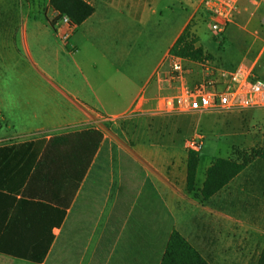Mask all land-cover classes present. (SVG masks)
Here are the masks:
<instances>
[{
  "label": "crops",
  "instance_id": "1",
  "mask_svg": "<svg viewBox=\"0 0 264 264\" xmlns=\"http://www.w3.org/2000/svg\"><path fill=\"white\" fill-rule=\"evenodd\" d=\"M16 2L22 6L25 0ZM142 4L100 0L93 5L95 13L78 26L71 45L79 48L76 35L99 18L116 14L141 24ZM12 18L0 16V35ZM187 24L141 84L131 79L126 83L125 75L114 82L109 75L102 82L94 63L92 79L84 75L77 88L51 81L62 96L54 112L39 114L41 104L25 100V124L16 125L0 109V141L6 142L0 144V168L11 166L4 183L16 198L15 203L0 204V241L6 234L11 246H49L41 264H160L169 235L177 231L210 264L236 262L238 250L252 258L258 234L252 220L253 197L220 191L208 200L200 194L202 203L195 200L187 190L189 153L176 144L177 129L183 126L179 115L157 112V96L169 87L158 82L157 72L165 68V59ZM24 43L31 55L26 33ZM116 73L123 74L119 69ZM110 122L117 123L114 129ZM94 133L102 136L101 142ZM42 141L44 145L26 146ZM201 162L200 156L197 188L204 185L213 164L201 172ZM36 169L38 187L31 190L28 183ZM22 200L25 206L18 208ZM32 202L65 210L61 225L51 227L50 210ZM0 260L37 264L4 254Z\"/></svg>",
  "mask_w": 264,
  "mask_h": 264
},
{
  "label": "rangeland",
  "instance_id": "2",
  "mask_svg": "<svg viewBox=\"0 0 264 264\" xmlns=\"http://www.w3.org/2000/svg\"><path fill=\"white\" fill-rule=\"evenodd\" d=\"M16 1L0 0V16H13L10 23L1 27L4 34L0 35V109L16 125L25 124V100L41 104L39 114L54 112L62 96L51 83L67 89L77 88L84 75L92 79L94 63L101 70L102 82L109 75L113 82L122 80L125 75L126 83L131 79L141 84L191 19L197 46L220 66L229 68L241 62H253L262 49L259 37L264 30V6L257 7L251 0L241 1L234 22L220 37L210 30L201 11H196L198 0H142L141 24L133 25L126 16L116 14L105 20L96 19L91 27L83 26L82 32L76 35L75 41L80 43L77 49L71 41L78 27L67 41L62 40L60 32L63 30L60 29L65 28L62 16L50 7L48 0H25L22 6ZM86 1L93 6L100 0ZM46 18L54 24L53 29ZM25 33L31 55L25 52ZM187 61L185 79L190 85H196L200 82V69L192 62L202 61ZM117 69L123 74L118 76ZM171 92L169 87L165 89V93ZM176 118H180L183 125L177 129L178 146H185L186 141L197 133L204 137V148L199 153L201 172L218 160L241 163L245 154L264 148V110L195 113ZM115 124L110 122L109 128L114 129ZM2 127L6 129L5 124ZM4 143L0 141V144ZM230 183L221 191L253 197L252 220L258 227V234L252 247V258L245 255V250H238L236 262L226 264H258L264 244V161L255 160L232 185ZM202 187L197 188L196 184L195 192L191 194L195 200H202L201 203ZM2 263L6 264V261Z\"/></svg>",
  "mask_w": 264,
  "mask_h": 264
},
{
  "label": "built area",
  "instance_id": "3",
  "mask_svg": "<svg viewBox=\"0 0 264 264\" xmlns=\"http://www.w3.org/2000/svg\"><path fill=\"white\" fill-rule=\"evenodd\" d=\"M241 1L198 0L196 11H201L210 30L220 37L234 22ZM251 3L257 7L264 6V0H251ZM61 21L65 28L60 29L63 30L61 32L59 30L60 36L67 41L77 27L71 25L67 16H62ZM259 41L262 45L260 54L250 63L241 62L234 68H226L212 60L192 62L200 69L201 78L196 85H190L185 79L188 61L169 53L164 62L165 68L157 72V79L159 83H167L172 92H160L156 99L157 112L187 115L264 110V30ZM185 147L189 152L201 153L204 148L203 135L195 134L186 141Z\"/></svg>",
  "mask_w": 264,
  "mask_h": 264
},
{
  "label": "trees",
  "instance_id": "4",
  "mask_svg": "<svg viewBox=\"0 0 264 264\" xmlns=\"http://www.w3.org/2000/svg\"><path fill=\"white\" fill-rule=\"evenodd\" d=\"M50 7L59 13V16H68L71 25L81 26L85 23L94 13L95 8L90 5L86 0H50ZM192 21L186 25L183 32L180 34L173 47L170 50V54L180 56L190 61H203L210 60L211 56H208L203 48L197 46L198 39L192 32ZM54 28V24L51 23ZM213 61V60H212ZM234 68V67H229ZM101 142L102 136L94 133ZM96 143L93 149L92 155L95 154L98 144ZM44 145L45 142H36L26 144V146H38ZM33 155V153H32ZM36 156V153L34 154ZM91 159V158H90ZM240 159V158H239ZM255 160L264 161V148L254 149L250 154H245L242 157V162L230 161V160H218L212 164L206 174V181L201 190V195L205 200L210 199L212 196L220 192L225 186H227L232 180L238 177L249 165ZM200 162L199 153H189L188 156V177H187V190L190 194L195 192L196 189V177L197 169ZM2 163H0L1 165ZM12 171L10 165H4L0 168V204L16 202V198L10 193V187L8 183H4V176L8 175ZM38 169L30 177L28 187L30 189H37L36 176ZM3 174V175H2ZM50 186L51 182H48ZM47 183V184H48ZM34 190V192H35ZM52 191V189H51ZM35 206L47 208L50 210V226H59L63 222L65 217V210L54 209V207L41 204L39 202H32ZM25 200L18 202V208L25 206ZM11 207V206H10ZM10 229V227H9ZM8 235V234H7ZM3 235L0 241V254L12 256L15 258L27 260L33 263L41 264L49 251V246L45 248L25 249L21 247L11 246ZM51 242V241H50ZM49 242V243H50ZM49 243L47 245H49ZM160 264H210L179 232L172 231L169 235L164 249V254L160 258ZM258 264H264V246L259 257Z\"/></svg>",
  "mask_w": 264,
  "mask_h": 264
}]
</instances>
